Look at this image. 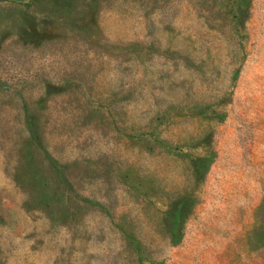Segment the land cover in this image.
Listing matches in <instances>:
<instances>
[{
    "label": "rangeland",
    "instance_id": "rangeland-1",
    "mask_svg": "<svg viewBox=\"0 0 264 264\" xmlns=\"http://www.w3.org/2000/svg\"><path fill=\"white\" fill-rule=\"evenodd\" d=\"M0 264H264V0H0Z\"/></svg>",
    "mask_w": 264,
    "mask_h": 264
}]
</instances>
